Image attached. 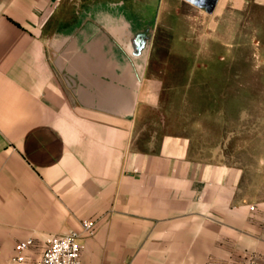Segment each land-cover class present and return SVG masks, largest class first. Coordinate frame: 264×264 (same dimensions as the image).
I'll return each instance as SVG.
<instances>
[{
    "label": "crops",
    "instance_id": "crops-1",
    "mask_svg": "<svg viewBox=\"0 0 264 264\" xmlns=\"http://www.w3.org/2000/svg\"><path fill=\"white\" fill-rule=\"evenodd\" d=\"M69 1L0 0V264L27 238L34 262L82 220L81 264H264V158L247 169L162 129L153 27ZM178 1L207 56L264 8Z\"/></svg>",
    "mask_w": 264,
    "mask_h": 264
},
{
    "label": "rangeland",
    "instance_id": "rangeland-1",
    "mask_svg": "<svg viewBox=\"0 0 264 264\" xmlns=\"http://www.w3.org/2000/svg\"><path fill=\"white\" fill-rule=\"evenodd\" d=\"M81 7L88 14H138L146 29L153 27V57L166 64L162 129L190 137L202 156L216 149L217 157L247 169L264 158V8L241 14L228 49L206 42L216 47L207 56L197 51L201 43L178 0H72L63 11Z\"/></svg>",
    "mask_w": 264,
    "mask_h": 264
},
{
    "label": "built area",
    "instance_id": "built-area-1",
    "mask_svg": "<svg viewBox=\"0 0 264 264\" xmlns=\"http://www.w3.org/2000/svg\"><path fill=\"white\" fill-rule=\"evenodd\" d=\"M253 209V207H250ZM95 232V222L81 221V231H69L63 235L50 236L45 240V249L41 256L32 263H27L25 251L32 245V239L18 242L6 264H81L79 243L82 237H90Z\"/></svg>",
    "mask_w": 264,
    "mask_h": 264
}]
</instances>
